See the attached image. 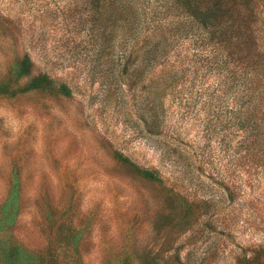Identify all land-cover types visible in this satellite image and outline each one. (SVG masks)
Returning a JSON list of instances; mask_svg holds the SVG:
<instances>
[{
	"label": "rangeland",
	"instance_id": "rangeland-1",
	"mask_svg": "<svg viewBox=\"0 0 264 264\" xmlns=\"http://www.w3.org/2000/svg\"><path fill=\"white\" fill-rule=\"evenodd\" d=\"M225 1L264 42V0ZM92 18L0 0V264H264V171L235 176L236 134L165 100L190 156L176 172Z\"/></svg>",
	"mask_w": 264,
	"mask_h": 264
},
{
	"label": "trees",
	"instance_id": "trees-1",
	"mask_svg": "<svg viewBox=\"0 0 264 264\" xmlns=\"http://www.w3.org/2000/svg\"><path fill=\"white\" fill-rule=\"evenodd\" d=\"M74 1L93 17L108 62L136 68L142 124L163 140L160 151L176 172L190 156L165 121V100L180 120L201 110L203 130L212 123L236 134L235 176L264 171V42L251 32L248 42L249 30L234 21L233 7L225 0ZM188 39L191 44L180 49ZM208 75L212 80L205 82Z\"/></svg>",
	"mask_w": 264,
	"mask_h": 264
}]
</instances>
